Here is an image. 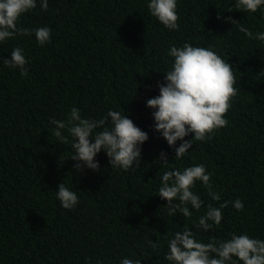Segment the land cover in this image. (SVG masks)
Here are the masks:
<instances>
[{
	"label": "trees",
	"instance_id": "obj_1",
	"mask_svg": "<svg viewBox=\"0 0 264 264\" xmlns=\"http://www.w3.org/2000/svg\"><path fill=\"white\" fill-rule=\"evenodd\" d=\"M148 2L48 0L42 10L37 0L18 27H49L50 42L38 44L34 31L0 42V264H120L123 258L172 264L165 259L168 241L185 225L205 243L233 232L264 239V42L224 19L239 20L255 35L264 31V6L255 13L228 12L236 0H177L179 28L168 30L150 14ZM186 42L211 47L228 60L238 94L225 117L228 125L211 140H193L177 160L174 147L154 130V109L146 101L159 95L158 82L172 67L169 47ZM16 47L28 61L27 77L3 63ZM73 107L82 118L125 112L148 134L139 167H111L102 149L97 171H76L70 133L61 130L69 141L61 144L50 123L67 122ZM161 151L167 166L158 158ZM197 164L211 173L220 201L197 182L193 191L204 201L201 209L189 205L188 219L178 211L170 216L167 201L156 194L162 174ZM61 182L78 195L74 209H64L56 197ZM236 199L242 211L233 207ZM225 200L230 203L219 226L196 227L207 204L218 207Z\"/></svg>",
	"mask_w": 264,
	"mask_h": 264
},
{
	"label": "clouds",
	"instance_id": "obj_2",
	"mask_svg": "<svg viewBox=\"0 0 264 264\" xmlns=\"http://www.w3.org/2000/svg\"><path fill=\"white\" fill-rule=\"evenodd\" d=\"M36 6L37 0H0V42L16 35L31 36L33 31L41 46L50 42L49 27L35 30L18 27L17 22L22 14ZM262 6L264 0H236L234 8L228 7L225 10L255 13ZM40 8L47 10L48 0H40ZM147 8L166 29L179 28L177 0H149ZM217 18L220 19L219 16ZM224 19L248 38L264 42V31L253 35L239 20L231 16ZM167 54L173 58L172 67L165 72L164 82H158L159 95L147 99L146 106L154 109L151 113L154 130L160 133L170 147H174V158L180 160L192 147L193 140H211L216 130L228 125L229 121L225 117L233 98L238 94L235 87L237 78L228 60L211 47L193 46L187 42L179 47L173 44ZM3 63L9 68L18 69L21 76L27 77L28 61L22 48L12 49L10 59L4 58ZM50 123L55 125L52 134L59 143H69L61 130L70 133V146L74 152L69 158L76 161L73 168L78 172L85 167L97 171L100 165L95 157L102 149L111 167L127 171L140 165V146L148 139V134L135 125L125 112L109 110L106 116L99 119L82 118L80 110L73 107L67 122L52 119ZM189 133L192 134L191 139L185 140ZM177 140L181 141L179 146H175ZM158 158L164 165L169 164L163 151ZM210 180L211 173L203 164L187 166L183 170L173 168L162 174L161 186L156 194L167 201L170 216L178 211L188 219L193 215L189 205L197 211L204 205L199 194L193 191L197 182L202 183L212 200L220 201V194L213 190ZM57 188L56 197L60 205L64 209H74L79 202L76 191L71 190L64 182L59 183ZM229 203L230 201L225 200L218 207L207 204L205 213L198 217L196 227L208 231L214 225L219 226L223 218L222 209ZM231 203L238 211L244 209L240 199ZM151 246L154 251L159 247L155 242ZM165 259L172 264H237V261L242 264H264V239L233 232L228 239L205 243L198 241L194 232L185 225L182 231H176L169 239ZM96 264L103 262L97 260ZM120 264H141V260L123 258Z\"/></svg>",
	"mask_w": 264,
	"mask_h": 264
}]
</instances>
